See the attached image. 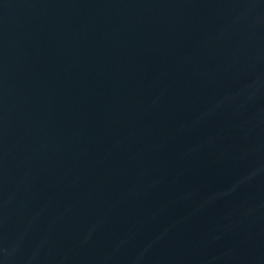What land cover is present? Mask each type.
<instances>
[{"label":"water","instance_id":"95a60500","mask_svg":"<svg viewBox=\"0 0 264 264\" xmlns=\"http://www.w3.org/2000/svg\"><path fill=\"white\" fill-rule=\"evenodd\" d=\"M0 264H264V0H0Z\"/></svg>","mask_w":264,"mask_h":264}]
</instances>
